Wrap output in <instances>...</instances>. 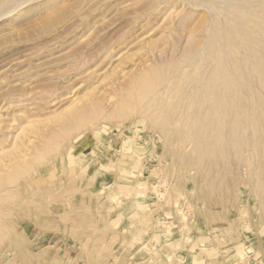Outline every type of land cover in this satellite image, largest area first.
Wrapping results in <instances>:
<instances>
[{
  "label": "rangeland",
  "instance_id": "1",
  "mask_svg": "<svg viewBox=\"0 0 264 264\" xmlns=\"http://www.w3.org/2000/svg\"><path fill=\"white\" fill-rule=\"evenodd\" d=\"M263 24L264 0H0V264H264Z\"/></svg>",
  "mask_w": 264,
  "mask_h": 264
},
{
  "label": "bare ground",
  "instance_id": "2",
  "mask_svg": "<svg viewBox=\"0 0 264 264\" xmlns=\"http://www.w3.org/2000/svg\"><path fill=\"white\" fill-rule=\"evenodd\" d=\"M19 3H20V1H19ZM22 4V3H21ZM228 10V9H227ZM233 12V11H232ZM230 16V15H229ZM234 17V16H233ZM243 20V19H242ZM240 22V21H239ZM243 23V22H242ZM221 24V23H220ZM227 24V23H226ZM212 25V24H211ZM228 25V24H227ZM226 25V26H227ZM240 25V24H239ZM264 25V24H263ZM222 27V26H221ZM220 27V28H221ZM215 28H217V27H215ZM212 29V28H211ZM218 29V28H217ZM222 29V28H221ZM226 29V28H225ZM229 29H232V27H230ZM222 32V30L220 31V33ZM240 32H242V31H240ZM216 35V34H215ZM222 35V34H221ZM243 35V34H242ZM216 37V36H215ZM219 37H220V35H219ZM219 37L217 38V39H219ZM213 40V39H212ZM214 42V41H213ZM226 42V41H225ZM224 42V43H225ZM212 43V42H211ZM218 43H220V42H218ZM216 44H217V42H216ZM264 45V44H263ZM213 47V46H212ZM215 47V46H214ZM213 47V48H214ZM259 49V48H258ZM199 50V49H198ZM211 51V50H210ZM260 51V50H259ZM200 52V51H199ZM215 53V52H214ZM229 53V52H228ZM198 54V53H197ZM226 55V54H225ZM198 56V55H197ZM203 56V55H202ZM226 57H228V54H227V56ZM198 58V57H197ZM202 58V57H201ZM195 59H196V57H195ZM209 59V58H208ZM223 60V59H222ZM254 60V59H253ZM230 62V61H229ZM245 62V61H244ZM254 62V61H253ZM228 64V63H227ZM252 64V63H251ZM254 64V63H253ZM256 65V64H255ZM221 66V65H220ZM224 66V65H223ZM247 66V65H246ZM257 66V65H256ZM255 66V67H256ZM226 69V68H225ZM249 69V68H248ZM250 70V69H249ZM263 70V69H262ZM229 72V71H228ZM246 72V71H245ZM249 72H251V71H249ZM215 73V72H214ZM222 73V72H221ZM253 73V72H252ZM156 74V73H155ZM219 74H220V71H219ZM175 75V74H174ZM216 75V74H215ZM222 75V74H221ZM228 75V74H227ZM237 75V74H236ZM155 76V75H154ZM156 76H158V74L156 75ZM162 76V75H161ZM220 76V75H219ZM218 76V77H219ZM159 78H160V76H158ZM239 77V76H238ZM210 78V77H209ZM212 78V77H211ZM214 78V77H213ZM227 78V77H226ZM154 79L156 80V78L154 77ZM225 79V78H224ZM244 79H245V77H244ZM227 80V79H226ZM250 80V79H249ZM225 80H223V82H224ZM240 81V80H239ZM161 81H159V83H160ZM226 82H228V81H226ZM167 83V82H166ZM222 83V82H221ZM248 83V82H247ZM251 83V82H250ZM254 84V83H253ZM229 86V85H228ZM248 86V85H247ZM218 88V87H217ZM239 89V88H238ZM211 90V89H210ZM253 90V89H252ZM248 91H250V90H248ZM257 91V90H256ZM215 93V92H214ZM258 93V92H257ZM132 94V93H131ZM213 94V93H212ZM197 95V94H196ZM243 95V94H242ZM255 96V95H254ZM225 97V96H224ZM236 97V96H235ZM216 99V98H215ZM219 99H220V97H219ZM255 99V98H254ZM241 100H242V97H241ZM200 101V100H199ZM223 101V100H222ZM127 102H129V101H127ZM223 103V102H222ZM251 103H253V102H251ZM257 103V102H256ZM98 106V105H97ZM136 106V105H135ZM255 106V105H254ZM212 107V106H211ZM217 107V106H216ZM247 107V106H246ZM210 108V107H209ZM208 108V109H209ZM254 108H256V106L254 107ZM202 109V108H201ZM207 109V110H208ZM246 109H248V108H246ZM121 110V109H120ZM93 111V110H92ZM100 111V110H99ZM198 111V110H197ZM216 111H218L217 109H216ZM257 111V110H256ZM259 111H261L260 109H259ZM91 112V111H90ZM89 112V113H90ZM128 112V111H127ZM214 112V111H213ZM225 112V111H224ZM84 113V112H83ZM101 113V112H100ZM223 113V112H222ZM258 113V112H257ZM85 114V113H84ZM261 114V113H260ZM264 114V113H263ZM96 115V114H95ZM84 116V115H83ZM86 116V115H85ZM209 116V115H208ZM96 117V116H95ZM123 117V116H122ZM194 117V116H193ZM206 118V117H205ZM196 119V118H195ZM194 119V120H195ZM193 120V121H194ZM197 120V119H196ZM199 120V119H198ZM219 120V119H218ZM239 121V120H238ZM206 122H208V121H206ZM258 122V121H257ZM227 125V124H226ZM255 126V125H254ZM223 127V126H222ZM258 128V127H257ZM204 135V134H203ZM95 136H96V138H97V135L95 134ZM94 136V137H95ZM207 136V135H206ZM260 136V135H259ZM251 138V137H250ZM235 140V139H234ZM250 141V140H249ZM222 145V144H221ZM233 148V147H232ZM26 172V171H25ZM54 172V171H53ZM28 175H30V174H28ZM17 180V179H16ZM12 183V182H11ZM139 202H141V201H137V203H139ZM1 205V204H0ZM13 211V210H12ZM246 223V222H245ZM66 229V228H65ZM59 231V230H58ZM187 237H189V236H187ZM84 247V246H83ZM201 248H203L202 246H201ZM1 249V248H0ZM243 249H246V247L244 246L243 247ZM199 250H202V249H199ZM5 254V253H4Z\"/></svg>",
  "mask_w": 264,
  "mask_h": 264
}]
</instances>
